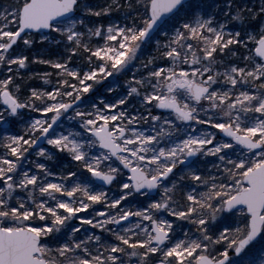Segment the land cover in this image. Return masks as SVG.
Masks as SVG:
<instances>
[{"label": "snow or ice", "instance_id": "obj_1", "mask_svg": "<svg viewBox=\"0 0 264 264\" xmlns=\"http://www.w3.org/2000/svg\"><path fill=\"white\" fill-rule=\"evenodd\" d=\"M140 2L144 13L131 24L106 29L89 27L86 18L107 16L114 5L120 7L115 0L100 9L86 0H14L0 12V68L10 73L0 79V124L8 125L4 131L9 132L26 112L42 117L26 121L23 135L0 138L5 150L0 157V264H150L153 257L158 264H264V22L256 30L246 29V39L239 30L226 31L229 23L246 28V20L264 16V2L254 9L228 0L224 22L216 19V12L201 14L202 6L191 0ZM183 15L192 18L173 25L174 36L164 46L163 57L171 67H156L148 77L133 79L126 96L91 102V111L79 109L94 84L123 74L154 32ZM43 30L63 38L54 41L63 52L56 60L32 63L56 70L57 86L51 91L32 88L21 99L12 66L18 73L29 57L11 53L20 42L31 48L36 41L30 36ZM85 37L104 43L93 48ZM46 41L49 36L42 34L39 42ZM240 47L246 54L238 52ZM81 52L88 54L87 70L70 67ZM237 58L243 67L233 63ZM180 65L191 70L177 71ZM52 76L43 73L44 83ZM141 89H146L143 95ZM133 96L142 98L147 115L127 109L110 114ZM153 108L167 110L179 124L153 115ZM141 120L151 123L149 132L137 130ZM65 121H78L82 131H58ZM180 125H206L216 132ZM97 148L101 151L93 154ZM56 153H66L83 171L68 170L52 182L49 177L55 174L40 158L54 161ZM33 154L37 159L29 165L36 171L30 173L24 161ZM201 157L217 158L220 163L212 168L218 175L203 174ZM119 165L131 173L126 181ZM186 179L189 183L183 184ZM97 181L116 184L117 192L110 199ZM178 190L183 202L176 199ZM161 191L155 199L152 194ZM137 197H144L146 206H122ZM90 209V216L80 215ZM237 214L239 226L220 230L221 219ZM183 222L195 232L183 231ZM84 226L100 234L81 237Z\"/></svg>", "mask_w": 264, "mask_h": 264}, {"label": "rangeland", "instance_id": "obj_2", "mask_svg": "<svg viewBox=\"0 0 264 264\" xmlns=\"http://www.w3.org/2000/svg\"><path fill=\"white\" fill-rule=\"evenodd\" d=\"M136 1L137 0H124V5H128L129 2H132L133 6L131 8L130 11H127V12H124V11H121V6H122V3H121V0H115V4H118L120 7L117 9L116 6H115V9L110 11V13L103 17L102 19H95L94 22L90 21V23H87V25L89 27H92V26H103L104 29L107 28V26L109 24H119L121 26L125 25V24H131L132 22V19L133 17H135V12L137 10V7H135V4H136ZM140 1V0H139ZM112 3L114 4V0L112 1ZM119 10V13L118 11ZM221 22V21H219ZM174 24H170V26H168L167 28H163V30H161V32H159V34L150 42L148 43L146 46H142L141 48V51L138 53V55L141 54V52H145L147 57H144L143 59L139 60L138 61V64H136V61H134L130 66L129 68L123 73V74H119V75H115L113 77H108L107 80H104L102 81V93L100 94L99 97H97V101H95V103L97 105H99V101L100 99H106L110 102L112 101H115L117 98L119 97H123V96H126L127 94V91H128V87H129V82L130 81H133V79H141V78H146L148 77V74H149V71L152 70L153 68H156V67H171L169 65H156V61H154L153 64H149L147 68H145L143 66L144 63H146L148 60L152 59V58H155V54L157 52H161L162 53V50H166L165 49V45L169 43V41L173 38L174 36V32H175V28L173 27ZM176 27V26H175ZM177 27H179L177 25ZM226 31H233L229 28L226 29ZM167 32L168 35L166 36L164 33ZM58 33H54V37L58 38V39H63L62 37L58 35H56ZM42 35V34H41ZM41 35L35 39V38H31L33 40H35L36 42L33 44V46L31 48H28L26 46H24L22 44V42L19 43L18 46L15 47V51L12 52L11 54L13 56H19V55H31L33 53H35L36 51H34V49H37V44L39 43L38 41H40L41 39ZM49 36V41H46L48 44L54 42L53 39H51V35L47 34ZM242 39H246V37L243 35L242 33ZM85 40L86 42H89L90 45H94V47L98 46V45H103L104 41L101 40L100 38L98 37H92L91 41H87V37H85ZM38 42V43H37ZM37 43V44H36ZM175 46V45H173ZM187 66V67H185ZM13 73H11V75H14L15 77H17L14 81L15 84H19L21 85V99H23L26 95H29L26 91H25V88L24 86H22V82L20 81V76H22L23 74H28L31 70V67H30V62L28 61V66L24 69H19V72L17 73L16 72V68L17 66L16 65H13ZM181 67H184V70H188L190 71L191 68L188 66V65H181ZM179 67V70L180 68ZM87 70V69H86ZM224 70V69H223ZM221 70V71H223ZM178 71V70H177ZM7 75H10V73L7 72V69L6 68H0V79H3L5 78ZM43 80V79H42ZM44 81V80H43ZM135 86V85H133ZM14 87V86H13ZM109 87H112V88H115L116 91L115 92H109L108 91V88ZM230 87V86H224V90H227V88ZM55 88V86H49L47 84H45V87L44 89H46V91H51ZM146 91V89H141V94L143 95V93ZM147 91H150V89H147ZM130 100H133L134 101V104H127L125 106H123L122 108L120 109H114L112 111V113L110 114H115L117 111H120V110H125L127 109V111L132 114V115H139L141 113H143L144 115H147V112L145 111L144 107L142 106V98L141 97H136V96H133L131 98H129V101ZM183 102V101H182ZM39 103V102H37ZM205 107H207V102H203ZM85 104V103H83ZM80 105L79 106V109L81 111H91V105ZM87 104V103H86ZM3 104L0 102V110H3ZM152 114L153 115H164V114H161L158 112L157 109L153 108L152 110ZM164 116H168L169 119L173 120L175 123L179 124L178 121H175V117L174 116H171V115H164ZM31 118H42L41 115L39 113H35V112H26L25 113V117H24V121H18V122H15L11 125V128H10V131L9 132H1L0 134V138H2L4 135H7V134H20V135H23L24 134V130H25V127H26V121H28L29 119ZM0 126L3 127V130L7 127H9L8 125H2L0 124ZM182 129H187V130H190L191 127H196L197 129H207V131H210V132H216L215 129H211L209 128L208 126L204 125V126H201V125H180ZM135 127L137 128V130H144L146 133L149 132L151 130V123H148V124H145L142 120L139 121ZM14 128H17L16 130L17 131H14L13 129ZM58 131H64L65 134H67L68 131H82L80 128H79V122L78 121H72V122H68V121H65L64 123V128L63 129H58ZM198 134V133H197ZM45 148L55 152L54 149H51V146L50 145H47L45 143L44 145ZM4 149L2 147H0V157H2L4 155ZM31 152V149L29 150ZM101 150H99L98 148L97 149H94L93 150V154H99ZM58 153H56L55 155H57ZM65 155H67L66 153H63L62 157H64ZM70 158V156L68 157ZM235 158V157H233ZM37 158L35 157V155H30L28 156V159L24 161V168L25 170H28L30 173H33L36 171L34 165H33V168L29 167V161H35ZM71 159V158H70ZM114 159V158H113ZM201 163L199 165V167L201 168L202 172L204 175H208L209 171H211L213 174H217L215 172V169L212 168V165L213 163H216V164H219L220 162L217 160L216 157H201ZM40 161L41 162H44L46 165L48 164L49 161H44L43 158H40ZM55 161V159H54ZM52 162V161H50ZM58 161H56L57 163ZM116 164L118 165L119 163L116 162ZM120 166V165H119ZM121 167V166H120ZM122 169V168H121ZM122 172H123V179L126 181L127 180V177L128 175L125 173V171L122 169ZM55 175L52 176V177H49V180H51L52 182H59V180L57 179L58 176L62 173H54ZM179 175V173H178ZM178 184L180 183L179 181H177ZM183 184H188L189 181L186 179L185 181L182 182ZM168 187H171V184L169 183L168 184ZM105 191H107L109 193V198L111 199L112 195L115 194L117 192V185L114 184L113 187H111L110 189H104ZM184 193L186 194L187 191H189V189L185 188L184 190ZM162 194V191L161 193H158L157 196H155V199H160V196ZM176 199L177 200H180L181 202H183V196L181 195V192L178 190L176 192ZM146 203L147 201L145 200L144 197H137L135 198V200H133V198H130L128 202H125L122 206L127 208V207H136V208H139L141 206H146ZM98 210H102V206L100 205H96L95 206ZM92 214L91 212V209L89 210L88 213H81L80 215L81 216H90ZM166 215V214H165ZM169 219H173L171 217H168ZM239 221L238 219V214L237 216H233L231 217L230 219L228 220H223L221 219L220 221V224H221V229L223 228V226H229L232 224L236 226H239V224L237 223ZM131 223H135V218H132V220L130 221ZM73 223L77 224L78 226V221H73ZM147 223V222H145ZM177 223H181V222H177ZM129 223L125 224V226H128ZM183 231H189L191 229V233H194L195 232V228L192 226V225H189L187 224L186 222H183ZM87 229V231H85ZM93 232H95L96 234H100L99 230L98 229H91L89 226H84V228L81 229V232L79 233V235L81 237H84L85 235H91ZM190 233V234H191ZM218 234V232L216 233ZM177 236L179 238H183L182 236V233L180 231L177 232ZM136 258H133V260H135ZM150 264H158V260H156L155 257H153L152 261H150Z\"/></svg>", "mask_w": 264, "mask_h": 264}, {"label": "trees", "instance_id": "obj_3", "mask_svg": "<svg viewBox=\"0 0 264 264\" xmlns=\"http://www.w3.org/2000/svg\"><path fill=\"white\" fill-rule=\"evenodd\" d=\"M113 0H86V2L93 7L94 9H100L103 7H107L108 5H114L112 3ZM264 2V0H235L236 5L239 6H243V5H247L249 7H252L254 9H258L259 5ZM14 3V0H0V12H3L4 8L8 7L9 5H12ZM122 6H121V11L127 12L130 11L131 8H129L128 6L124 5V0H121ZM228 3V0H193L192 4L194 6H202L199 11L201 14H211L213 12H216V19L218 21L224 22L226 20V17L224 16L223 12L226 11V4ZM132 4V2H131ZM134 4V3H133ZM132 4V6H133ZM216 5H220V11L216 10ZM135 7H137V10L135 12V16L137 15H142L144 13V7H143V3H141L139 0L136 1ZM115 9V6H113V9ZM111 10V11H112ZM119 13V10H117ZM77 15H80V13H77ZM105 16H101V17H87L86 21L88 23H90V21L94 22L95 19H102ZM192 17L191 15H183L179 18V20H172L169 21L168 23H166L164 25L165 28H167L168 26H170V24H174L176 27L177 25L179 26L180 23H182L184 20H190ZM264 22V16L258 17L256 20H251L250 18L248 20L245 21V25L246 28H242L240 26L239 23L237 22H232L229 23V28L233 31H241L242 33H244V31L246 29L249 30H256L259 28V25ZM54 33H51L50 37L51 39H53V41L57 40L58 38L54 37L53 35ZM58 35V34H56ZM40 36V34H36V35H31V38H35L37 39ZM39 42V41H38ZM37 42V43H38ZM36 43V44H37ZM192 43L194 45H196V41H192ZM94 48V45H90ZM37 49H34V51H36L35 53L31 54L30 56L27 54V56L29 57V62H30V67L31 70L28 74H23L22 79H20V81L22 82V86L26 87L25 91L29 94L30 90L32 88L37 89L38 91H46V89H44L45 87V83L42 80L43 78V73L45 72H51L53 73V76L51 77V81L50 83H48L47 85L49 86H57V77L55 75V71L54 69H52L51 67H49L46 64H40V63H32L33 60L36 59H51V60H56L57 57L63 52V47L62 45H56L54 42H52L51 44L44 42V43H38L37 44ZM164 49L161 52H157L155 54V61H156V65H169L172 66L171 61L168 60L167 58L163 57V53H164ZM238 52L241 55L246 54V49H244L243 47L238 48ZM87 53H83L81 52L78 56L73 57V62L70 65V67L72 66H77L79 65L80 67H83L85 70L87 69ZM148 55V54H147ZM145 52H141L140 55H138V59L136 60V64H138V61L143 59L144 57H147ZM230 55V54H229ZM227 59V58H225ZM97 63H99L97 61ZM233 63L243 67L244 64L241 62L240 59H234ZM181 67V65L179 66ZM179 67L177 68V70L179 71ZM187 67V66H185ZM184 68V67H182ZM224 67L223 66H218V70L221 71L223 70ZM119 75V74H118ZM74 82V81H73ZM102 83L99 84H94V91L90 92L89 94H86L85 97V104L83 105H91V102H95L97 101V97L100 96V94L102 93ZM214 87H219V85L214 86ZM87 103V104H86ZM134 104L133 100L129 101V104ZM17 128H14V131ZM5 132L3 130V127L0 126V134L1 132ZM10 134V133H9ZM8 135V134H7ZM63 153H58L57 155H55V161L52 162H48L47 166L53 171V173H65L68 170H78V171H83L82 168L79 167V165L72 161L70 158H68V155H65L64 157H62ZM56 161H58L56 163ZM34 165V164H33ZM33 165H29V167L33 168ZM2 186V185H0ZM239 224V221L237 222ZM233 228H235V225L231 223V225H229ZM216 247H221V246H216ZM257 247H259V244L257 245ZM231 254V253H230Z\"/></svg>", "mask_w": 264, "mask_h": 264}, {"label": "water", "instance_id": "obj_4", "mask_svg": "<svg viewBox=\"0 0 264 264\" xmlns=\"http://www.w3.org/2000/svg\"><path fill=\"white\" fill-rule=\"evenodd\" d=\"M163 26V25H162ZM159 30H157L156 32H154L153 34H152V36L154 37V35L158 32ZM49 31L48 30H43V32L42 33H48ZM160 112H163V113H169L167 110H161V109H158ZM44 145V144H43ZM130 175H131V173L127 170V169H125ZM99 186H102V187H110L109 185H103L101 182H99V181H97L96 182ZM157 193L156 192H154L152 195L154 196V195H156ZM123 223H128V222H123Z\"/></svg>", "mask_w": 264, "mask_h": 264}]
</instances>
